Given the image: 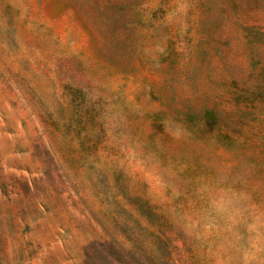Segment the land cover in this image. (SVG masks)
Here are the masks:
<instances>
[{"label": "rangeland", "instance_id": "374dc122", "mask_svg": "<svg viewBox=\"0 0 264 264\" xmlns=\"http://www.w3.org/2000/svg\"><path fill=\"white\" fill-rule=\"evenodd\" d=\"M0 264H264V0H0Z\"/></svg>", "mask_w": 264, "mask_h": 264}]
</instances>
